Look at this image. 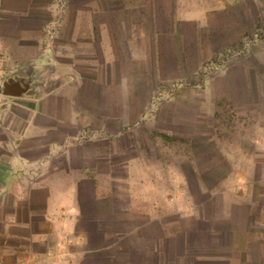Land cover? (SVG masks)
<instances>
[{
  "label": "crops",
  "instance_id": "1",
  "mask_svg": "<svg viewBox=\"0 0 264 264\" xmlns=\"http://www.w3.org/2000/svg\"><path fill=\"white\" fill-rule=\"evenodd\" d=\"M244 1L0 0L1 79L46 82L0 94V264H264V90L209 79L188 124L158 90L264 23Z\"/></svg>",
  "mask_w": 264,
  "mask_h": 264
},
{
  "label": "rangeland",
  "instance_id": "2",
  "mask_svg": "<svg viewBox=\"0 0 264 264\" xmlns=\"http://www.w3.org/2000/svg\"><path fill=\"white\" fill-rule=\"evenodd\" d=\"M244 4L245 6L247 4L252 6L254 10L259 12V14H264V0H245ZM248 27L251 29H246ZM246 28L242 42L234 43L227 48L217 51L218 53H213L210 58L206 60L205 64H202L200 68L197 69L196 73H189L188 75L181 76L177 80L165 81L163 82L162 87L160 86V88H158V90L163 89L166 91L164 92V95L159 96L161 101L163 100L165 102L167 100H177L179 98L181 122L187 119L185 123L188 124L187 121H189L193 116L191 113V107L189 108V105L187 106L186 104L183 105L184 103L182 99L190 100V98L193 97V93H195V91L196 94H199L200 98H202L203 89L207 87L209 79L215 80L213 85L220 88L223 87L221 79L222 76H224L226 73H231L233 78L231 80V84L233 88L234 86L241 83L242 85H245V88L253 87L264 90V75H261L259 80H254L253 78L250 79L248 77V71L252 68V66L256 68H264V60H260L262 56L264 57V23L260 21L258 25L251 27V24L246 22ZM10 53L11 52L9 51V56ZM4 54L6 55V52H4ZM16 67L17 66L11 64L3 65V78L1 79L0 77V84H2L5 79L11 76V72L13 70H16V74L23 76H26L31 70V67L28 64H22L17 68ZM247 68L250 69L247 70ZM238 72L240 73L242 79H236ZM40 74H38V80H44V76L40 77ZM191 92L193 95L190 94ZM223 100H219L217 102L218 111L215 114L213 113V128L209 130V132H212L213 135L230 136L232 139H234V136L237 134V129L233 127L236 120L241 122L242 120L243 122H249L246 118L248 113H243L241 115L231 112L226 106L227 103H225ZM206 130L208 131V129ZM244 130L246 129H241V131ZM179 131L180 138L178 140V148L181 154V159H183V156H190L191 152H193V146L190 144V139H192L194 132L193 129L189 127V125L185 126L184 124L181 125ZM163 137L165 143L169 144L171 142L169 136L163 134ZM196 139L198 142H200V146L203 145V137ZM175 145L176 141H174V149Z\"/></svg>",
  "mask_w": 264,
  "mask_h": 264
},
{
  "label": "water",
  "instance_id": "3",
  "mask_svg": "<svg viewBox=\"0 0 264 264\" xmlns=\"http://www.w3.org/2000/svg\"><path fill=\"white\" fill-rule=\"evenodd\" d=\"M38 75L27 73L26 76L14 74L0 84V94L10 97H22L29 94H34L40 88L46 87L45 80H38Z\"/></svg>",
  "mask_w": 264,
  "mask_h": 264
}]
</instances>
